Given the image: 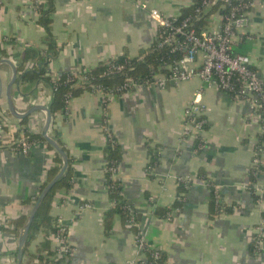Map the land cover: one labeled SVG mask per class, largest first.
<instances>
[{"label": "crops", "instance_id": "0c3cea01", "mask_svg": "<svg viewBox=\"0 0 264 264\" xmlns=\"http://www.w3.org/2000/svg\"><path fill=\"white\" fill-rule=\"evenodd\" d=\"M46 1L0 0V44L15 57L1 60L9 59L17 67L25 48L47 52L46 32L36 22V6ZM252 1L255 5L246 32L235 37L233 50L248 56L264 81V0ZM54 3L51 29L61 51L48 67L52 77L83 73L124 53L138 57L155 45L160 30L150 10L179 17L194 0ZM212 16L204 26L210 31L221 22L220 16ZM0 72L6 87L13 70L2 64ZM12 97L18 112L24 113L36 106H50L53 89L41 80L18 81ZM194 100L201 105L209 128L184 137L186 113ZM1 119L8 122L0 145V264H16L22 228L17 234L1 227H7L8 220L29 215L35 205L30 200L38 196L56 152L43 143L27 155L14 147L26 138L25 128L42 135L45 112L34 113L22 124L23 120L12 117L3 97ZM105 127L121 148L115 177L122 182L123 196L137 219L135 225L117 215L109 234L104 215L113 202L106 188L105 151L114 147ZM261 134L262 122L249 101L234 100L198 78L171 81L165 87L139 86L124 94L85 92L72 99L66 112L53 117L50 132L72 160L73 186L58 191L51 209V216L67 231L66 243L72 249L68 264H139V237L149 249L161 251L166 264H264V245L256 248L258 228L264 221V173L251 178ZM260 148L264 160V142ZM150 150L158 153L152 168ZM212 188L218 202L214 213ZM84 204L91 208L79 214ZM158 207L173 209L167 218H158ZM63 246L56 235L40 231L22 264H48L61 257Z\"/></svg>", "mask_w": 264, "mask_h": 264}, {"label": "trees", "instance_id": "16d2710c", "mask_svg": "<svg viewBox=\"0 0 264 264\" xmlns=\"http://www.w3.org/2000/svg\"><path fill=\"white\" fill-rule=\"evenodd\" d=\"M203 0H194V3L189 8L183 9L179 16V21H182L188 17L194 19L196 17V10L201 6ZM38 19L37 24L46 32L44 44L47 47V52L44 49L36 47H27L23 52L22 59H18L17 70H18V81L22 83H34L37 81H44L48 83L53 89V97L51 100L50 108L53 117L58 113L66 112L70 101L74 98L81 96L85 92H95L96 89L101 88L103 91L116 93L118 89L123 86L127 78H132L138 86H145L147 81H152V78L157 73H164L165 71L160 70V63L162 57L165 56L164 51L157 50L152 47L148 50H142L138 57L130 58L127 53L115 59H108L101 61L94 67L86 69L83 73H62L59 75L57 81H54L53 77L48 71V67L52 62L53 58L58 55L61 48L57 46L56 40L52 34L51 25L53 22V15L55 12L54 0H47L45 4L37 5ZM217 10L214 7L201 21H193L194 25L199 33L202 28L208 22V16L213 14ZM52 52V54H50ZM5 58H13L14 54L9 53L2 48L0 44V60ZM15 58V57H14ZM177 56L171 55L169 62L176 59ZM14 61H16L14 59ZM29 64V65H28ZM123 66L121 71H117L114 67ZM27 120H23L22 124H26ZM209 128V124L205 125L204 130ZM24 134L26 140L30 142L43 143L48 146L49 149L55 151V149L48 145L41 134L32 133L30 130L25 128ZM55 140L62 144L61 141L55 136ZM264 142V133L259 136V146ZM15 148L20 149L19 146L15 145ZM19 151V150H18ZM56 152V151H55ZM105 155L108 161V167L106 171V188L110 200L114 203L113 207L107 211L104 215V227L106 233H110L113 228L114 218L120 215L126 220H131L133 223H137L135 215L132 213V207L128 204L123 196V184L122 182L113 175L111 168H118L122 160V151L120 146L117 144L114 148H109L105 151ZM151 164L150 167L157 162L158 153L150 150ZM264 161V160H263ZM62 159L56 152L54 159V166L48 170L46 180L40 187L38 196L30 200L31 204H35L39 196L45 187L58 175L61 170ZM260 173H264V165L253 167L251 169V178L254 180ZM182 184V190H186ZM73 186V169L72 160H69V166L62 177V179L53 187L46 199L42 203L34 221L31 226L30 233L28 235L25 252L28 251L31 242L35 238V234L44 231L46 235H56L59 230V222L51 216V209L54 202V198L58 191L62 189L70 190ZM211 186V185H210ZM216 190L212 188V203L211 211L214 213L217 205ZM178 203L174 205L177 207ZM172 209L166 207H158L155 211V216L158 218H167L168 214L172 212ZM27 217H22L19 220H8L6 222L7 227H1L3 231H13L18 234L19 230L23 228ZM10 228H13L12 230ZM66 231V228H63ZM134 230L139 235L138 230L134 227ZM67 232V231H66ZM137 235V236H138ZM153 253H158V259L153 257ZM147 264H166L165 255L158 250L147 249L146 255ZM48 264H68V254H62L57 260H50Z\"/></svg>", "mask_w": 264, "mask_h": 264}, {"label": "built area", "instance_id": "2783aa9c", "mask_svg": "<svg viewBox=\"0 0 264 264\" xmlns=\"http://www.w3.org/2000/svg\"><path fill=\"white\" fill-rule=\"evenodd\" d=\"M254 5L252 0H203L196 10V17L194 19L188 17L182 21H179V17H166L158 9L150 10V16L160 26L157 41L153 47L165 52V56L160 61L162 62L160 70L165 72L155 74L152 81H147L145 86L158 84L165 87L171 81L182 83L198 78L205 86L227 93L234 100L249 101L254 114L262 122V133H264V81L253 69L251 59L233 50L235 37L246 32L248 15ZM214 7H217V10L213 14L220 16V24L212 31L203 27L199 33L193 21L204 20ZM210 17L214 16L210 14L208 20ZM171 55L177 58L169 62ZM114 68L121 71L123 66ZM58 77L54 76V81H57ZM137 87L139 86L132 78H127L125 84L116 93H106L101 88L96 89L95 93L124 94ZM202 112L201 105L194 100L186 113L184 137L194 134L195 131H204L207 121L202 117ZM7 122L8 120H0V145L4 140L3 128ZM104 130L109 138L110 146L114 147L116 145L114 137L107 127ZM37 144L27 141L26 138L15 143L20 147L19 153L23 155L29 154ZM261 152L260 147L256 149L253 167L264 165L260 157ZM110 170L116 176L118 168L113 167ZM90 208V204L82 205L79 208V214ZM58 225L56 239L64 245L62 254L70 255L72 249L66 243L67 233L64 227ZM258 229L260 234L256 241V248H261L264 245V221ZM137 242L140 256H142L139 264H147L148 247L142 237H139ZM153 257L158 259L159 254L153 253Z\"/></svg>", "mask_w": 264, "mask_h": 264}, {"label": "water", "instance_id": "95a60500", "mask_svg": "<svg viewBox=\"0 0 264 264\" xmlns=\"http://www.w3.org/2000/svg\"><path fill=\"white\" fill-rule=\"evenodd\" d=\"M2 64H7L12 68L13 77L10 83L5 87L4 83L2 82V77H1V72H0V101L3 97H5L8 103L9 112L12 115V117L17 120H21V121L30 117L36 112H39V111L45 112L46 113V123L42 131V137L44 138V140L46 141L48 145L52 146L55 149V151L59 154L60 158L62 159V166H61L60 172L42 191L41 195L39 196L38 201L35 203L29 215L27 216L26 222L19 234L16 264H22L24 253H25L26 241L30 233L33 221L42 203L46 199L47 195L50 193L53 187L62 179V177L66 173L68 166H69V158L64 148L50 135L51 128L53 125V115H52L50 106L48 107L47 106H36V107L31 108L29 111L25 113L18 112V110L16 109L14 105L13 97H12L13 88L18 85V70H17L15 63L9 59L0 60V66Z\"/></svg>", "mask_w": 264, "mask_h": 264}]
</instances>
